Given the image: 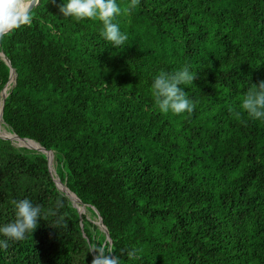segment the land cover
<instances>
[{"label":"trees","instance_id":"trees-1","mask_svg":"<svg viewBox=\"0 0 264 264\" xmlns=\"http://www.w3.org/2000/svg\"><path fill=\"white\" fill-rule=\"evenodd\" d=\"M61 3L38 0L31 23L1 35L0 90L16 74L2 123L42 142L86 205L57 189L41 149L0 138V224L24 198L62 202L67 220H39L0 264H92L89 243L121 264H264V121L239 106L264 80V0H139L116 18L128 35L116 49L99 22L64 17ZM184 65L196 70L184 88L196 107L163 114L153 78Z\"/></svg>","mask_w":264,"mask_h":264},{"label":"clouds","instance_id":"clouds-1","mask_svg":"<svg viewBox=\"0 0 264 264\" xmlns=\"http://www.w3.org/2000/svg\"><path fill=\"white\" fill-rule=\"evenodd\" d=\"M139 0H129L127 7H122L118 0H62L59 12L64 17H74L77 20L90 19L101 24L100 35L112 45L119 48L128 40L126 32L121 31L117 17L131 14L138 6ZM29 9L22 6V0H0V33H6L23 24L31 23ZM196 70L190 65H184L175 72L161 70L153 78L151 93L155 106L163 114L191 113L196 104L184 88L193 85ZM240 108L253 120L264 121V80L252 84L240 101ZM14 219L0 224V251L9 248V241L26 239L38 227L39 220L47 221L55 217L51 224L57 229L67 227L65 215H59L58 209L63 203L57 201L55 208L44 209L24 198L12 201ZM114 249L106 251L104 247L89 243V252H94L92 264H121L119 256L110 255ZM140 250L130 249L127 258L130 261L139 259Z\"/></svg>","mask_w":264,"mask_h":264},{"label":"water","instance_id":"water-1","mask_svg":"<svg viewBox=\"0 0 264 264\" xmlns=\"http://www.w3.org/2000/svg\"><path fill=\"white\" fill-rule=\"evenodd\" d=\"M38 3V0H30V4H29V6L27 7L29 10L34 6V5H36ZM3 33H0V38H1V35H2ZM0 57L2 58V59H4L5 61H6V63L7 64H9L10 65V61H9V59L7 58V56L4 54V52H3V50H2V47H1V40H0ZM15 76H16V74H15V70H14V68L13 67H10V76H9V78H8V81L4 84V86L2 87V89H1V91H5L4 92V95H3V97H2V100L0 101V123L1 122H3V120H2V110H3V105H4V100H5V97H6V95H7V93H6V89H7V87H8V84L9 83H11L12 82V84L14 83V79H15ZM14 133V132H13ZM15 134V133H14ZM16 135V134H15ZM0 138H3V139H8V140H13V141H15L16 139H22V138H24V137H20V136H18V135H16V138H11V137H4V136H2V135H0ZM37 141V140H36ZM38 142V144H39V146H38V148L37 149H41L42 150V152H44V154H45V158H46V168H47V170H48V172H49V174L52 176V178H53V180L55 181V184H56V187H57V189L58 190H60L65 196H67L69 199H70V201L72 202V204L74 205V206H76V208L79 210V211H81V212H83L84 211V207H85V205L86 204H84L71 190H69L67 187H66V189H63V188H61L59 185H58V182H62L60 179H59V177L57 176V174H56V171H55V168L51 165L50 166V163H51V160H52V153H51V151L50 150H47L45 147H44V145L42 144V142H40V141H37ZM50 162V163H49ZM62 184H64L65 185V183L64 182H62ZM66 186V185H65ZM72 193V194H71ZM75 196L77 199H78V201H79V203H81L82 205H83V209H81L80 207H79V205L77 204V202H76V200L73 198V196ZM97 213V212H96ZM97 215H98V218H97V220L95 221L97 224H99V226L105 231V233H106V240H108V242H109V244L111 243V234H110V231H109V229H108V227L105 225V224H103V222H102V218L99 216V214L97 213ZM82 226V225H81ZM87 237V236H86ZM87 240L89 241V238L87 237ZM108 244V245H109ZM94 257V256H93Z\"/></svg>","mask_w":264,"mask_h":264},{"label":"bare ground","instance_id":"bare-ground-1","mask_svg":"<svg viewBox=\"0 0 264 264\" xmlns=\"http://www.w3.org/2000/svg\"><path fill=\"white\" fill-rule=\"evenodd\" d=\"M30 4V1H27L25 2L24 0L22 1V6H25V7H28ZM4 92L5 91H0V101L2 100V97L4 95ZM0 127L1 129L3 130V132L7 135V136H4V137H12V138H16V135L14 133H12V131L10 130H7L5 128V126L3 125V123L1 122L0 123ZM26 139V140H25ZM29 139V140H27ZM20 144H23V145H27L28 146H34V148H36L37 146H39L38 142L35 140V139H31V138H22V139H16ZM32 140V141H30ZM34 141V142H33ZM50 163V162H49ZM53 166V162L51 160V163H50V166ZM54 167V166H53ZM58 185L63 188V189H66V186L64 184H62V182H58ZM72 194V193H71ZM73 196V195H72ZM73 198L76 200L77 204L79 205V207L81 209H83V205L81 203H79L78 199L73 196Z\"/></svg>","mask_w":264,"mask_h":264},{"label":"rangeland","instance_id":"rangeland-1","mask_svg":"<svg viewBox=\"0 0 264 264\" xmlns=\"http://www.w3.org/2000/svg\"><path fill=\"white\" fill-rule=\"evenodd\" d=\"M23 1V0H22ZM25 2H27V1H30V0H24ZM1 91V90H0ZM0 135H2L1 134V132H0ZM12 138V137H11ZM18 144H20L17 140H15ZM25 146H27V145H25ZM29 147H34V146H29ZM36 148H38V146L36 147ZM94 221H96V220H94Z\"/></svg>","mask_w":264,"mask_h":264}]
</instances>
